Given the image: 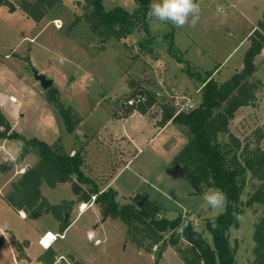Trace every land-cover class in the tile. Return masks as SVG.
I'll use <instances>...</instances> for the list:
<instances>
[{
	"label": "rangeland",
	"instance_id": "1",
	"mask_svg": "<svg viewBox=\"0 0 264 264\" xmlns=\"http://www.w3.org/2000/svg\"><path fill=\"white\" fill-rule=\"evenodd\" d=\"M8 1L14 9L0 3V52L6 56L0 58V109L13 128L27 138L35 137L48 144L61 138L71 154L72 148L82 150L87 161L85 174L101 190L111 187L117 191L119 204L131 202L137 194L143 195L161 207L170 220L180 214L187 216L194 228L212 242L206 220L221 215L226 206L212 209L204 195L216 188L195 189L172 166L171 161L187 142L181 126L172 123L162 127L150 115L139 112L128 118L119 116L124 115L122 106L133 93L132 80L156 92L158 97L166 96L177 108L187 102L200 106L201 88L210 72L215 71L213 79L224 82L243 68L250 45L247 35L264 17V0H197L200 18L195 27L177 28L153 18L148 20V33L140 29L122 40L107 41L98 37L86 21L77 22L86 10L84 0H62L42 21L25 13L19 5L23 0ZM104 5L107 9L120 6L130 12L137 8L136 0H104ZM172 42L177 57L183 61H177L169 52ZM255 62V77L263 88L257 100L241 107L229 125L232 134L239 132L240 139L247 138L249 142L257 135L264 137V54L258 55ZM188 68L194 76L188 74ZM36 73L53 80L57 99L71 106L75 116L81 118L76 128L83 131L82 138L78 131L70 133L72 136L66 131L58 109L47 100L49 90L42 88ZM153 113L160 117L158 107ZM220 140L227 141L228 135ZM8 144L12 145V152L16 148L21 151L17 143ZM261 147L264 149V138ZM15 171L20 172L14 178L17 181L22 176L20 166L0 173L9 175ZM73 179L76 181V176ZM2 182L0 178V187ZM261 184L263 180L252 178L249 173L239 223L229 231L238 264L253 263L254 227L264 215V206L248 207L245 202ZM81 186L83 193L90 192L91 185ZM11 190L12 184L0 193V239H4L0 264H20L11 241L14 233L35 239V225L62 232L56 225L59 215L61 224L67 215L70 221L76 219L54 245L66 256L59 264H73V260L83 264H185L172 246L161 249L160 243L151 252L141 249L131 240L123 220L103 215L95 196L86 204L94 202L82 210L83 203L78 201L80 194L74 192L73 181L55 187L41 184V193L48 203L59 206L58 216L44 212L37 219L24 220L6 201ZM89 229L96 232L94 240ZM34 242L26 249L27 256L32 258L26 260L27 264L33 262L32 256L40 250L38 240ZM182 246H187V242Z\"/></svg>",
	"mask_w": 264,
	"mask_h": 264
},
{
	"label": "trees",
	"instance_id": "2",
	"mask_svg": "<svg viewBox=\"0 0 264 264\" xmlns=\"http://www.w3.org/2000/svg\"><path fill=\"white\" fill-rule=\"evenodd\" d=\"M61 1L23 0L19 5L29 17L35 21H42ZM84 1L86 10L77 22L86 21L91 30L103 41L111 38L122 40L140 29L149 32L147 12L153 0H136L137 8L132 12L120 6L107 9L104 0ZM0 3L9 5L11 9L15 8L8 0H0ZM249 40L244 66L240 71L224 82L212 78L215 71L209 73L201 88L200 106L178 112L174 104L167 100L163 102L156 92L146 90L139 81L132 80L130 87L133 93L142 90L144 94H138L132 102L128 99L122 106L124 115L119 116L127 118L139 112L155 118L156 114L153 112L158 107L163 125L172 121L181 126L187 142L171 161L172 166L193 188L214 187L227 195L225 211L215 216V226L210 220L211 217L206 220V229L211 234L212 242L194 228L187 216L180 214L170 220L164 216L161 207L143 195L137 194L132 197L131 202L119 204L116 199L117 191L111 187L101 190L91 176L85 174L82 150L75 151L74 154L67 152L61 138L54 144H48L35 137L27 138L13 128L0 109V126L3 128L0 130V140L13 141L21 148L15 160L0 165V172L13 169L29 154L38 157L37 163L26 169L21 178L12 183V190L6 197L7 201L15 209L24 210L32 219H37L44 212H53L58 216L59 206L48 203L41 193V184L46 182L49 186L55 187L59 183L73 181L74 192L80 194L78 201L88 202L95 196V202L102 206L103 215L123 220L131 240L141 249L151 252L154 246L162 243L161 249L167 246L176 248L185 264H238L236 249L231 245L229 231L239 223V216L244 208L242 195L249 173L252 178L264 181V149L261 147L264 137L257 135L253 142H249L247 138L242 140L231 133L229 125L241 107L251 105L257 100L258 93L263 88L262 82L255 77L257 71L255 61L264 49V17L249 36ZM173 42L169 52L177 61H183L177 57ZM2 57L6 58L0 52V58ZM187 72L194 76L190 68ZM48 90L47 100L58 109L66 131L69 134L73 133L81 118L75 116L71 106H66L57 99L53 87ZM225 134L228 135V140L221 141L220 137ZM73 176H76V181ZM81 184L91 185L90 192L83 193ZM256 204L264 206V184H261L245 202L248 207ZM58 217L61 220L62 217L60 215ZM182 223L187 227L184 228L181 238L175 229ZM70 224L68 215L67 219L62 221V232ZM166 235L169 237L166 238ZM3 241L1 238L0 245ZM11 241L18 251L20 264H27L26 248L29 242H20L16 237H12ZM184 241L187 242L185 247L182 246ZM254 242L252 264H264V215L255 224ZM31 264H58L57 252L49 247ZM73 264L83 263L73 260Z\"/></svg>",
	"mask_w": 264,
	"mask_h": 264
},
{
	"label": "clouds",
	"instance_id": "3",
	"mask_svg": "<svg viewBox=\"0 0 264 264\" xmlns=\"http://www.w3.org/2000/svg\"><path fill=\"white\" fill-rule=\"evenodd\" d=\"M147 17L149 21L154 18L161 23L170 22L177 28L185 25L195 27L200 18V6L195 0H153L149 5ZM204 200L212 209H223L227 204V195L221 189H211L205 192ZM215 219V216L210 218L213 226ZM185 227L187 225L182 223L175 229L181 238Z\"/></svg>",
	"mask_w": 264,
	"mask_h": 264
},
{
	"label": "crops",
	"instance_id": "4",
	"mask_svg": "<svg viewBox=\"0 0 264 264\" xmlns=\"http://www.w3.org/2000/svg\"><path fill=\"white\" fill-rule=\"evenodd\" d=\"M256 28V26H254L252 29H251V31L248 33V37L252 34V32L254 31V29ZM262 54H264V49H263V51H262V53H261V55ZM14 100L16 99L15 97H12ZM146 115H148V114H146ZM131 116V115H130ZM129 116V117H130ZM235 116H236V114H235ZM128 118V117H127ZM154 119V121H156V120H160V117H155V118H153ZM173 122L172 121H170V122H168L167 124H165V125H163V123H162V127H164V126H166V125H169V124H172ZM80 128H76L75 129V132L76 131H78L77 133H79V135L81 136V138H82V135H83V131H80L79 130ZM0 130H2V127H0ZM232 132V131H231ZM234 133V132H233ZM236 136H238L239 138L241 137L240 136V133L238 132V133H234ZM71 136H72V134H70ZM116 136H119V137H121L120 135H117L116 134ZM122 137H124L125 139H127V136H122ZM11 143V142H13V141H10V140H0V154H3V155H1V160H2V162L5 160H11V161H13V160H15V157H17L18 156V154H20V152L17 150V148L15 149V151H11V149H12V145L11 144H8V143ZM131 142V141H130ZM15 143V142H14ZM73 153H75V151H76V149L75 148H72V149H70ZM8 152V153H7ZM84 159H86L85 158V156H84ZM37 161H38V157L37 156H35V155H32V154H29V155H27L26 157H25V159L23 160V162L22 163H20V164H17V165H15V167L16 166H20V169H21V173L23 174L25 171H26V169H28V168H30V167H32L33 165H35L36 163H37ZM86 161V160H85ZM1 162V163H2ZM87 162V161H86ZM0 163V164H1ZM85 164V163H84ZM86 165V164H85ZM85 165H83V168H85ZM18 170V169H17ZM18 173H20V172H18V171H15V173L14 174H4V173H0V178L3 180V182H2V186L0 187V193H1V191H4L6 188H8V187H10L11 186V184H12V182L13 181H15L14 180V178L15 177H17V174ZM21 177V176H20ZM111 183H112V181H111ZM110 183V184H111ZM3 193V192H2ZM76 200H77V195H76V197L74 198V203H77L76 202ZM7 201V200H6ZM92 202H94V201H92ZM92 202H90L88 205L86 204V202L85 201H81V203H83V207H81V209L82 210H84L86 207H89L91 204H92ZM80 203V204H81ZM19 214H20V216L24 219V220H28L29 219V217L27 216V213L24 211V210H18L17 211ZM75 220L76 219H74L73 221H71V224L67 227V229H65V231L62 233V232H59V231H56V230H53V229H50V228H39V226H37V225H35V226H32L33 227V236L35 237V239H27V238H22L19 234L17 235V233H14V235H15V237H16V239H18L20 242H24V241H28L29 242V246L26 248L27 250H28V248L32 245V244H34L35 242H34V240H38V243H39V245H40V250L38 251V252H36V254L35 255H31L32 257H33V259L34 260H36L41 254H43L44 252H45V250L47 249L46 247H44L42 244H40V242H39V240L46 234V233H52V234H62L63 236H64V234L67 232V230L68 229H70V228H72L73 227V225L75 224ZM56 225H58V227H61L62 226V224L60 223V221L58 220V222H57V224ZM89 232H90V234H91V236H92V234H93V237H92V239L91 240H94L95 238H96V232L94 231V230H92V229H89ZM62 238V237H61ZM59 239V238H58ZM58 239H56L55 241H53V243H51L50 244V247H52L56 252H57V263L59 264L60 262H61V260L62 259H65V254L63 253V252H61V251H59L57 248H55L54 247V245L56 244V242L58 241ZM9 241V240H8ZM97 242V241H96ZM11 244V243H10ZM42 248H44V250L42 249ZM49 248V247H48ZM31 258V257H30ZM31 260H32V258H31ZM33 260V261H34Z\"/></svg>",
	"mask_w": 264,
	"mask_h": 264
},
{
	"label": "water",
	"instance_id": "5",
	"mask_svg": "<svg viewBox=\"0 0 264 264\" xmlns=\"http://www.w3.org/2000/svg\"><path fill=\"white\" fill-rule=\"evenodd\" d=\"M35 77H36L37 80L40 81L41 86H42V88H43L44 90H48V89H50V88L53 86V80L48 79L46 76H44V75H40L39 73H36V74H35ZM138 94L143 95L144 92H143L142 90H140L139 93H132V94L129 96V100H133ZM161 98H162V101H163V102L166 101V96L162 95ZM157 124H158L159 126H161V125H162V121H161V120H157ZM66 217H68V215H67ZM27 259H28L29 261H31V258H30L29 256H27Z\"/></svg>",
	"mask_w": 264,
	"mask_h": 264
},
{
	"label": "built area",
	"instance_id": "6",
	"mask_svg": "<svg viewBox=\"0 0 264 264\" xmlns=\"http://www.w3.org/2000/svg\"><path fill=\"white\" fill-rule=\"evenodd\" d=\"M133 100H130V102H132ZM194 108V106L190 103V104H188V102L187 103H185L184 105H180L179 107H178V112H180V111H183V110H185V111H188V110H191V109H193ZM74 154V153H73ZM81 207H83V205L81 206ZM48 235H49V233H46L40 240H39V242H40V244H42L43 245V240H44V238H46V237H48ZM52 237L53 238H50L51 239V241L53 242V241H55L56 239H58L59 237L61 238V237H63V235L62 234H53L52 235ZM99 240H97V242H98ZM51 242V243H52ZM47 248V247H46Z\"/></svg>",
	"mask_w": 264,
	"mask_h": 264
},
{
	"label": "bare ground",
	"instance_id": "7",
	"mask_svg": "<svg viewBox=\"0 0 264 264\" xmlns=\"http://www.w3.org/2000/svg\"><path fill=\"white\" fill-rule=\"evenodd\" d=\"M52 235L53 234L50 232L49 235H48V237L44 238V240H43V246L44 247H47V248L50 247V244L52 242L50 238H53Z\"/></svg>",
	"mask_w": 264,
	"mask_h": 264
}]
</instances>
